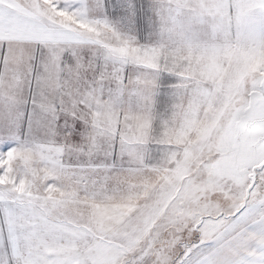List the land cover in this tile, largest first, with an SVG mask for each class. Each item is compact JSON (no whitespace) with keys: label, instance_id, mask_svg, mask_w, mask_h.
Returning <instances> with one entry per match:
<instances>
[{"label":"snow or ice","instance_id":"obj_1","mask_svg":"<svg viewBox=\"0 0 264 264\" xmlns=\"http://www.w3.org/2000/svg\"><path fill=\"white\" fill-rule=\"evenodd\" d=\"M0 264H264V0H0Z\"/></svg>","mask_w":264,"mask_h":264}]
</instances>
